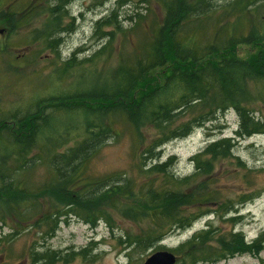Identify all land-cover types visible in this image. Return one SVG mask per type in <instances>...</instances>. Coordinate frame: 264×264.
I'll list each match as a JSON object with an SVG mask.
<instances>
[{
	"label": "trees",
	"instance_id": "obj_1",
	"mask_svg": "<svg viewBox=\"0 0 264 264\" xmlns=\"http://www.w3.org/2000/svg\"><path fill=\"white\" fill-rule=\"evenodd\" d=\"M19 1L0 0L2 35L7 38L39 16L44 27L26 46L31 50L28 60L37 56L33 47L40 40L41 49L60 51L69 34L61 21L72 0ZM217 2L160 0L162 18L156 15L153 24L145 27L147 15L137 7L125 17L134 23L132 30H124L120 8L128 1L118 0L117 8L97 21L96 33L101 32L105 42L98 52L79 60L78 48L57 67L63 75V70H73L109 49L119 63L106 82L0 111V145L4 146L0 149V264H10L12 247L19 240L25 244L21 257L29 264H73L87 258L95 250L93 242L85 249L65 252L52 248L50 240L72 218L91 227L103 222L114 231L113 212L136 226L133 233L122 236L129 259L136 253L144 257L171 234L209 213L213 218L206 228L171 250L180 254L176 264L215 263L264 249V232L247 242L242 231L221 233L216 225L217 218L235 225V207L263 192L253 187L247 196L228 197L229 184L221 180L237 176L240 169L246 170L242 177L248 181L256 173L235 149L241 140L264 134V98L257 96L263 111L256 109L249 91L250 82L264 83V16L259 14L264 0H233L225 11L235 13L232 22H226L225 12L215 16ZM244 23L248 31H242ZM140 28L144 36L131 43L129 34ZM118 31L122 37L118 48H113ZM129 42L130 53L124 51ZM8 47V41L0 39V53H11ZM231 109L239 117L235 136L214 138L193 155V174L176 175L175 155L161 162L163 146L188 137L197 128H209ZM56 112H81L86 117L73 145L66 146L67 139L60 141L47 133ZM117 122L133 126L142 138L135 174L93 179L86 163L106 141L120 136ZM141 128L154 130L155 137L147 141ZM38 167L44 169L45 177L33 184L30 177Z\"/></svg>",
	"mask_w": 264,
	"mask_h": 264
},
{
	"label": "rangeland",
	"instance_id": "obj_2",
	"mask_svg": "<svg viewBox=\"0 0 264 264\" xmlns=\"http://www.w3.org/2000/svg\"><path fill=\"white\" fill-rule=\"evenodd\" d=\"M124 1H128L126 5L120 8V20L123 22L122 28L124 30H132L134 23L127 22L125 17L132 14L137 7L147 15L145 27L153 24L156 15L162 18L164 14L159 4L160 0ZM19 2L23 4L27 0H20ZM232 2L233 0H218V8L214 10L215 16L220 17L222 13L229 10V4ZM117 3L118 0H72L67 6L68 14L61 21V26L68 28L69 34L65 35L60 51L41 49L40 40L33 47L38 54L30 60L26 54L31 50L28 51L26 46L35 40L36 33L44 27L39 16L33 18L23 28L10 32L7 38H5V34L2 35L3 32H0V39L7 40L9 47L13 48L8 47L11 53L8 51L0 53V111L8 112L25 108L42 99L93 89L101 82H106L107 76L119 63L117 55L112 56L109 49L94 58L92 57V61L90 59L78 65L73 70H63V75H59L57 67H62L64 61L78 48H81L82 51L79 54V60L98 52L97 50L105 42H103L102 33H96L97 21L108 17L117 8ZM259 14L264 16V6L260 8ZM234 15L235 13L225 12L226 22L234 21ZM17 18L19 19V17ZM143 29L131 31L129 34L131 43L137 44L139 42L144 36L142 34ZM241 29L248 31L247 23H244ZM121 35L122 32L118 31L116 40L113 42V48L115 46L118 48ZM131 43L126 45L125 52H131L133 47ZM244 49L248 51V47ZM249 91L254 97L251 103L252 107L256 109L258 107L263 111L259 105L262 102L257 100V96L264 98V83L250 82ZM85 118L81 112L75 114L56 112V115L52 117V126L48 128L47 133L56 136L60 141L67 139L66 146L73 145L78 133L83 130L86 124ZM238 127L239 117L231 109L226 114L219 116L214 123L210 124L209 128H197L188 137L170 141L163 146L161 148V162H165L170 156L175 155L174 172L176 175H191L195 171L191 157L201 151L214 138L235 136ZM116 128L120 132V136L106 141L86 163L87 173L93 179L109 178L125 173L128 175L135 174L139 153L143 151V147L140 149L142 138L137 135L133 126L124 122H117ZM140 131L147 141L156 135L154 130L150 128L147 130L141 128ZM1 148L4 146L0 145ZM9 150L11 148L7 145L4 151L8 153ZM235 154L240 157L247 168H254L256 173L253 174L250 181L248 178L242 177V173L246 171L242 169L239 170L237 176L223 178L221 182L229 184L226 196L236 198L244 194L247 196L250 192L249 189L253 187L262 189L263 192L259 197L235 207L232 214L238 217L235 225L221 218L216 219V225L220 228L221 233L231 230L242 231L245 238L251 241L264 232V134H255L238 142ZM44 173V169L38 167L36 172L31 175L30 181L33 184L41 183L45 177ZM113 216L114 231L103 222L97 224L96 227H91L81 220L72 218L68 223L60 225L55 236L50 240V245L56 250L71 252L85 249L92 242L96 244L95 250L88 252L87 258H79L73 264H142L148 256L156 251L176 249L189 240L194 233L206 228L207 222L213 218L211 213L201 215L191 226L171 234L147 251L144 257L136 253L132 259H129L124 250L122 243L124 237L122 236L126 232L133 233L136 226L117 212H113ZM4 230L7 231V229ZM213 244L215 247L217 246L216 243ZM24 247L23 240H19L13 245L12 254L8 259L10 264L30 263L28 259L23 260L21 257ZM174 253L177 252L174 251ZM176 255L180 256V254ZM196 264H264V249L259 253L245 252L215 263L197 262Z\"/></svg>",
	"mask_w": 264,
	"mask_h": 264
},
{
	"label": "water",
	"instance_id": "obj_3",
	"mask_svg": "<svg viewBox=\"0 0 264 264\" xmlns=\"http://www.w3.org/2000/svg\"><path fill=\"white\" fill-rule=\"evenodd\" d=\"M178 256L170 250L156 251L148 256L142 264H176Z\"/></svg>",
	"mask_w": 264,
	"mask_h": 264
}]
</instances>
